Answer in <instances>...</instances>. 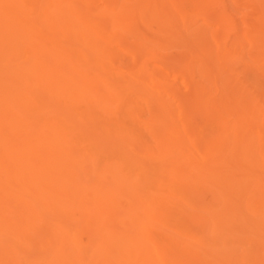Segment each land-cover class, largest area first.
<instances>
[{"label":"bare ground","instance_id":"1","mask_svg":"<svg viewBox=\"0 0 264 264\" xmlns=\"http://www.w3.org/2000/svg\"><path fill=\"white\" fill-rule=\"evenodd\" d=\"M0 264H264V0H0Z\"/></svg>","mask_w":264,"mask_h":264}]
</instances>
